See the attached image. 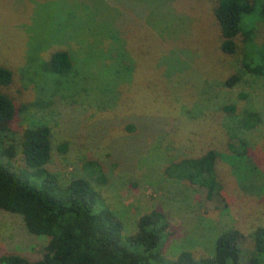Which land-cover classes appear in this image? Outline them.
<instances>
[{
  "label": "rangeland",
  "instance_id": "1",
  "mask_svg": "<svg viewBox=\"0 0 264 264\" xmlns=\"http://www.w3.org/2000/svg\"><path fill=\"white\" fill-rule=\"evenodd\" d=\"M215 6L216 0H0V66L12 73L0 91L17 107L15 135L47 125L53 151L46 168L61 184L87 180L124 235L136 232L140 216L158 211L169 223L162 256L190 251L198 258L213 256L216 238L236 229L239 263L249 264L260 260L252 235L264 228V75L244 71L242 52H221ZM255 42H264L262 23ZM57 51L71 58L68 74L47 68ZM234 73L240 80L227 87ZM248 112L260 120L245 129ZM231 143H244V160L230 158ZM209 150L219 154L211 196L178 165ZM12 162L23 166L19 155ZM46 243L27 233L21 217L0 210V256L35 260Z\"/></svg>",
  "mask_w": 264,
  "mask_h": 264
},
{
  "label": "trees",
  "instance_id": "2",
  "mask_svg": "<svg viewBox=\"0 0 264 264\" xmlns=\"http://www.w3.org/2000/svg\"><path fill=\"white\" fill-rule=\"evenodd\" d=\"M213 13L220 31L221 52L232 56L242 52L244 71L263 76L264 42L257 45L255 38L257 24H264V0H216ZM46 65L58 74H68L72 69L71 58L64 51L53 53ZM239 80L234 73L225 85L232 87ZM11 81L10 70L0 66V86ZM16 116L14 102L0 91V210L21 217L27 233L46 238L47 243L38 259L7 254L0 256V264H240L241 234L236 229L216 238L213 256L198 258L190 251H182L174 259L162 256L158 248L168 234L169 223L158 211L140 216L136 232L124 235L117 214L87 180L77 178L61 184L58 176L46 168L53 151L50 128L35 124L16 136L12 130ZM259 120L257 113L248 112L242 127L250 129ZM229 145L230 158L245 159L244 143L238 149L234 143ZM60 150L64 152L65 145ZM17 155L23 166L15 168L12 161ZM218 157L209 150L178 165L189 173L184 176L187 181L206 188L211 196L216 192L212 191V174ZM252 236L260 260L248 262L264 263V228L256 229Z\"/></svg>",
  "mask_w": 264,
  "mask_h": 264
}]
</instances>
